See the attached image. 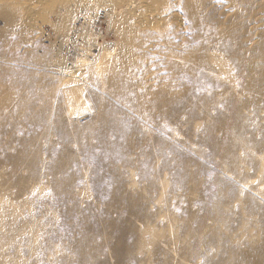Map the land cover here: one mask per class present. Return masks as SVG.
Listing matches in <instances>:
<instances>
[{"label": "rangeland", "instance_id": "obj_1", "mask_svg": "<svg viewBox=\"0 0 264 264\" xmlns=\"http://www.w3.org/2000/svg\"><path fill=\"white\" fill-rule=\"evenodd\" d=\"M0 264H264V0H0Z\"/></svg>", "mask_w": 264, "mask_h": 264}]
</instances>
